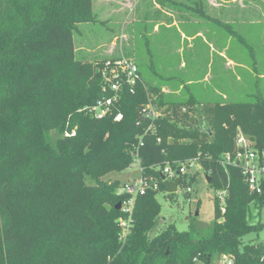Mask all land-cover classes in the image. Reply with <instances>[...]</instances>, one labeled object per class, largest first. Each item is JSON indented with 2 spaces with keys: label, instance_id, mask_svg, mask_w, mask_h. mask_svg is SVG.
Segmentation results:
<instances>
[{
  "label": "trees",
  "instance_id": "16d2710c",
  "mask_svg": "<svg viewBox=\"0 0 264 264\" xmlns=\"http://www.w3.org/2000/svg\"><path fill=\"white\" fill-rule=\"evenodd\" d=\"M93 10V0H0V264H264V242L246 238L263 227L250 210L262 207L264 193L251 194L241 170L222 163L241 134L264 149V98L254 91L244 102L209 101L210 123L199 124L203 104L190 85L186 100H171L139 69L141 83L122 94L115 114L93 117L86 109L106 96V60L79 59L75 38L79 24H106ZM192 10L226 28L201 0ZM147 105L169 110L147 118ZM136 158L159 190L137 197L125 236L115 207L128 196L115 185ZM195 161L216 194L226 191L225 213L215 195L209 234L195 224L159 229L162 169Z\"/></svg>",
  "mask_w": 264,
  "mask_h": 264
},
{
  "label": "rangeland",
  "instance_id": "374dc122",
  "mask_svg": "<svg viewBox=\"0 0 264 264\" xmlns=\"http://www.w3.org/2000/svg\"><path fill=\"white\" fill-rule=\"evenodd\" d=\"M197 1L93 0V13L98 12L107 22L78 25L77 57L90 61L126 57L135 61L147 83L163 86L161 94L165 98L186 100L195 94L203 104L195 108L199 124L203 120L210 123L206 116L209 101L244 102L251 99L254 91L264 98V0H201L205 13L218 16L226 28L213 20L203 21L194 13ZM146 25L151 29H143ZM196 30H201L198 35L185 38L186 32ZM188 85L192 87L190 94L186 92ZM161 107L160 113L169 110L168 105ZM250 143L255 145L251 140ZM186 174L178 192L157 194L163 218L158 228L165 222L185 232L195 224L204 236L214 222L216 193L209 187V176L201 164L188 168ZM193 174L197 178L190 185ZM139 177V167L133 164L117 178L120 184L115 187L120 191L124 184L133 185ZM188 187L193 190L191 194L186 192ZM250 211L252 224L263 227L246 238L264 242V204L251 206ZM125 231V236L130 233L129 229Z\"/></svg>",
  "mask_w": 264,
  "mask_h": 264
},
{
  "label": "built area",
  "instance_id": "2783aa9c",
  "mask_svg": "<svg viewBox=\"0 0 264 264\" xmlns=\"http://www.w3.org/2000/svg\"><path fill=\"white\" fill-rule=\"evenodd\" d=\"M103 81L102 91L106 96L99 99L97 103L87 108L86 110L93 117L102 119L107 116H113L115 114V108L119 103V100L125 92L130 94L135 93V89L139 83H141V75L139 68L135 61L126 58H114L106 59L103 68L99 71ZM146 117L158 118L159 112L153 105H147ZM123 118V115L118 112L114 116V121L119 122ZM75 131L66 133V137L75 136ZM223 165H231L241 170L244 181L251 194L262 195L264 189L262 184L264 183V149L258 150L254 145L250 143L244 135H239L236 140V151L234 153L226 154L225 159L222 161ZM134 164H137L140 171V177L135 180L134 184H124L122 192L120 194H126L128 197L121 202V210L123 212L124 219L121 218L120 225L123 229H129L131 225L133 210L136 204V199L139 196L145 195L149 191H158L159 183L154 178H148L143 175V167L141 166L140 158H136ZM196 165L195 162H190L188 166H170L166 165L161 174L164 177V182H174L180 180V178L187 173L188 168H192ZM181 182L178 185L177 192L179 191ZM191 187L187 188V193H192ZM225 194L226 191L218 192L216 195L221 201V211L225 213ZM121 226V227H122ZM195 264H203L198 258L194 259ZM225 264H233V260L226 259Z\"/></svg>",
  "mask_w": 264,
  "mask_h": 264
},
{
  "label": "water",
  "instance_id": "95a60500",
  "mask_svg": "<svg viewBox=\"0 0 264 264\" xmlns=\"http://www.w3.org/2000/svg\"><path fill=\"white\" fill-rule=\"evenodd\" d=\"M162 178L164 179V177L162 176ZM208 183L210 182V178H207ZM180 183V180H175L174 182H169L166 181L165 182V186H166V193L168 194H174L177 192L178 189V185ZM121 203H118L115 207L116 210H121ZM196 215H199V212L196 213Z\"/></svg>",
  "mask_w": 264,
  "mask_h": 264
},
{
  "label": "crops",
  "instance_id": "0c3cea01",
  "mask_svg": "<svg viewBox=\"0 0 264 264\" xmlns=\"http://www.w3.org/2000/svg\"><path fill=\"white\" fill-rule=\"evenodd\" d=\"M213 1H215V0H213ZM203 9H204V8H203ZM192 11H193V10H192ZM204 11H205V10H204ZM193 12H194V11H193ZM205 12H206V11H205ZM194 13H195V12H194ZM208 15H209V14H208ZM209 17L212 18V19H216V20H217V19H220V18H218V16H211V15H209ZM202 19H203V18H202ZM203 21H204V19H203ZM200 31H201V30L197 31L196 34L198 35V34L200 33ZM188 32H189V31H188ZM186 33H187V32H186ZM192 33H193V32H192ZM194 33H195V32H194ZM201 33H202V32H201ZM203 34H206V33L203 32Z\"/></svg>",
  "mask_w": 264,
  "mask_h": 264
}]
</instances>
